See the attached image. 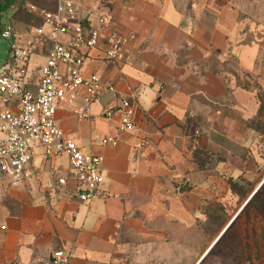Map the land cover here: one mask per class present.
Masks as SVG:
<instances>
[{"label": "crops", "instance_id": "1", "mask_svg": "<svg viewBox=\"0 0 264 264\" xmlns=\"http://www.w3.org/2000/svg\"><path fill=\"white\" fill-rule=\"evenodd\" d=\"M74 1L94 21L108 10L129 34L121 61L94 49L84 71L119 81L136 127L120 132L104 117L116 93L94 102L89 119L58 109L66 137L104 157L103 194L82 202L58 183L67 156L46 161L36 148L33 179L7 193L0 186V264H246L247 235L256 237L250 196L264 183V24L250 11L260 0ZM58 2L24 0L4 24L25 33L34 21L22 13L37 18L28 4ZM50 49L43 42L32 54L31 86ZM17 105L0 100V113ZM109 135L116 145L102 144Z\"/></svg>", "mask_w": 264, "mask_h": 264}, {"label": "built area", "instance_id": "2", "mask_svg": "<svg viewBox=\"0 0 264 264\" xmlns=\"http://www.w3.org/2000/svg\"><path fill=\"white\" fill-rule=\"evenodd\" d=\"M27 8L41 19L40 25L27 24L22 33L11 20L1 32L2 38L10 40V60L0 69V100L7 104L18 102L15 108L6 107L0 113L1 190L7 193L33 179L35 149L40 147L46 161L67 156L68 175L59 177L58 183L72 184L75 195L89 203L103 194L104 157L84 152L75 140L66 137L56 114L60 107H68L73 108L79 120L89 119L94 102L101 100L104 93H116V103L105 108L103 115L117 119L120 132H134L135 103L129 94L117 91L119 81L105 82L99 74L86 75L84 71L94 49L103 51L111 62L121 61L129 34L108 10H101L94 21L81 14V6L74 0H59L53 10L33 4ZM43 42L51 43V49L38 70L35 85L31 86L27 81L30 59ZM118 141V137L109 135L102 139V144L116 145ZM144 144L140 142L141 147ZM189 182L188 177L177 181L175 191L182 192Z\"/></svg>", "mask_w": 264, "mask_h": 264}, {"label": "trees", "instance_id": "3", "mask_svg": "<svg viewBox=\"0 0 264 264\" xmlns=\"http://www.w3.org/2000/svg\"><path fill=\"white\" fill-rule=\"evenodd\" d=\"M23 1L24 0H0V36L4 26V20H3L4 13L12 8L13 9L16 8L17 6L18 9L15 10L17 13H19ZM249 204L254 207L257 214V219L261 220L262 218H264V183L258 189V191L251 197ZM259 216H261V219L259 218ZM251 230L255 232L256 237L253 239H249V234H248L246 238V247L248 249V247L250 248V246L252 245L254 250L258 253L259 258L262 260V264H264V222L256 225ZM249 231L250 230L247 229L248 233ZM239 241L243 242L242 239L241 240L239 239Z\"/></svg>", "mask_w": 264, "mask_h": 264}, {"label": "rangeland", "instance_id": "4", "mask_svg": "<svg viewBox=\"0 0 264 264\" xmlns=\"http://www.w3.org/2000/svg\"><path fill=\"white\" fill-rule=\"evenodd\" d=\"M43 1V0H37ZM49 5V4H48ZM250 11L252 13V19L264 24V0H260L257 3L250 5ZM21 18L25 19L27 22H33L40 24V20L38 18H33L26 12H23ZM9 49H10V40L4 39L0 36V69L6 65V59L9 57ZM33 61V58H32ZM37 78V74H34L32 77V81H35ZM264 222V218L261 220L257 219L253 225H258ZM241 251H243L241 249ZM247 254L241 253L240 259H247L246 264H262V260L259 258L258 253L254 250V248H249L246 250ZM242 264V263H241Z\"/></svg>", "mask_w": 264, "mask_h": 264}, {"label": "water", "instance_id": "5", "mask_svg": "<svg viewBox=\"0 0 264 264\" xmlns=\"http://www.w3.org/2000/svg\"><path fill=\"white\" fill-rule=\"evenodd\" d=\"M263 182H264V181H263ZM258 188H259V187H258ZM258 188H257L256 190H258ZM255 192H256V191H255ZM255 192H254V193H255ZM254 193H253L252 195H254ZM252 195L250 196V198L252 197Z\"/></svg>", "mask_w": 264, "mask_h": 264}]
</instances>
